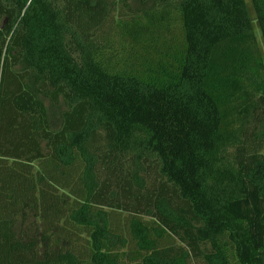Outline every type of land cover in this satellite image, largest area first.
<instances>
[{"label": "trees", "instance_id": "trees-1", "mask_svg": "<svg viewBox=\"0 0 264 264\" xmlns=\"http://www.w3.org/2000/svg\"><path fill=\"white\" fill-rule=\"evenodd\" d=\"M0 264H264V0H0Z\"/></svg>", "mask_w": 264, "mask_h": 264}, {"label": "rangeland", "instance_id": "rangeland-1", "mask_svg": "<svg viewBox=\"0 0 264 264\" xmlns=\"http://www.w3.org/2000/svg\"><path fill=\"white\" fill-rule=\"evenodd\" d=\"M133 2V4L135 3L134 1H132ZM259 43H260V41H258ZM46 104H48V102L46 101Z\"/></svg>", "mask_w": 264, "mask_h": 264}]
</instances>
